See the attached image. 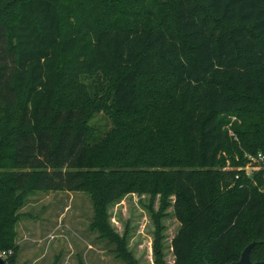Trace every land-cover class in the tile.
Returning <instances> with one entry per match:
<instances>
[{"label": "trees", "instance_id": "1", "mask_svg": "<svg viewBox=\"0 0 264 264\" xmlns=\"http://www.w3.org/2000/svg\"><path fill=\"white\" fill-rule=\"evenodd\" d=\"M259 153L264 0H0V264H17L39 190L89 194L90 229L125 264L108 206L134 193L160 198L154 264L169 209L173 264H229L252 242L263 261L264 169L241 168Z\"/></svg>", "mask_w": 264, "mask_h": 264}, {"label": "rangeland", "instance_id": "2", "mask_svg": "<svg viewBox=\"0 0 264 264\" xmlns=\"http://www.w3.org/2000/svg\"><path fill=\"white\" fill-rule=\"evenodd\" d=\"M91 123L103 131L111 127L102 113L94 116ZM246 158V164L241 166L245 172L251 174L264 169L263 153L246 154ZM159 204V196L151 199L149 195L134 193L108 206L111 226L120 235L127 233L128 248L139 264H154L151 210L156 212ZM20 213L16 226L17 264H79L80 260L84 264H125L116 257L114 244L99 239L90 229L94 210L91 197L85 192L39 190L28 197ZM163 222L167 264H173L170 240L179 223L171 209Z\"/></svg>", "mask_w": 264, "mask_h": 264}, {"label": "water", "instance_id": "3", "mask_svg": "<svg viewBox=\"0 0 264 264\" xmlns=\"http://www.w3.org/2000/svg\"><path fill=\"white\" fill-rule=\"evenodd\" d=\"M254 245H255V242H252L249 245H247L245 247V249L243 250V252L241 253L240 258L237 261H233L229 264H264V260L263 261H257V262H253L251 260L250 251Z\"/></svg>", "mask_w": 264, "mask_h": 264}, {"label": "built area", "instance_id": "4", "mask_svg": "<svg viewBox=\"0 0 264 264\" xmlns=\"http://www.w3.org/2000/svg\"><path fill=\"white\" fill-rule=\"evenodd\" d=\"M249 174V172H247ZM238 177V175H237ZM13 254L12 250H4V251H0V257H2L3 259H6L7 257H9L10 255ZM5 264H8L7 262Z\"/></svg>", "mask_w": 264, "mask_h": 264}]
</instances>
